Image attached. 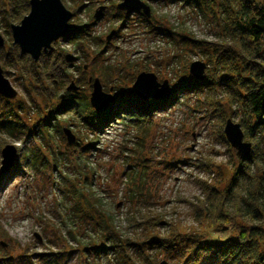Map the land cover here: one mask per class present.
Returning a JSON list of instances; mask_svg holds the SVG:
<instances>
[{"label":"rangeland","instance_id":"374dc122","mask_svg":"<svg viewBox=\"0 0 264 264\" xmlns=\"http://www.w3.org/2000/svg\"><path fill=\"white\" fill-rule=\"evenodd\" d=\"M143 1L152 9L150 19L156 15L165 18L174 30H185L197 40L219 42L216 35L218 29L211 16L203 13L204 8L203 11L194 4H186L183 0ZM215 1L221 3L222 0ZM62 2L68 10L77 9L84 4L85 7L77 16L78 23L83 25L94 23L91 27L94 37L103 40L107 38L111 43L107 48H102L106 51L97 64L93 62L89 64V72L84 77H87L89 82L92 79L91 87L96 78V74L92 73V66H99L102 63L104 66L106 63L115 65V71L111 73L109 79H105L106 83L100 81L105 92L116 96V90L112 86L126 82L132 90V85L141 72H152L160 83L168 80L176 89L180 76L186 74L192 62L198 60L206 62L201 55L175 44L168 36L150 34L143 21L144 15L140 12L124 11L125 14H129L127 24L124 25L125 20L117 19L113 7L115 5L117 8L120 0H62ZM101 6H105L106 11L101 18L94 20V14ZM73 21L74 18L71 25ZM112 31H115V36L108 39ZM0 32L5 39V47L9 42L13 45L12 34L10 37L1 23ZM91 45L86 51L95 57L98 48ZM59 48L71 52L74 61L72 73L77 78L83 77L82 72H78L76 68L87 65L88 62L74 49V43L60 42ZM190 61L192 62L189 63ZM6 77L18 92L13 104L17 99H22L23 109H16L18 116L9 119L6 116L9 109L0 101V123L18 122L20 119L29 127L44 118L36 107L42 105L43 98L32 91L30 93L25 91L16 70L10 69V74ZM114 79L117 84H113ZM208 80L207 76L202 82ZM106 86L110 89L108 90ZM84 91L91 96L92 91L84 89L82 93ZM225 96L223 89L217 91V94L210 92L192 94L189 99L183 95L173 106L156 110L153 116L154 124L150 132L145 133L146 142L142 141V146H139L140 141L136 139L137 132L127 128L121 120H117L123 119L121 116L112 121L111 127L108 126L99 137L91 135L87 139L85 143H94L95 148L91 150V157L87 161L85 171L91 176L88 180L91 186L89 185L85 191L92 192V198L100 199L101 209L113 219L114 231L108 228L109 233L105 235L109 237H102V228L83 221V212L82 215L77 214L73 193L68 192L69 188L76 193L85 188L80 186L81 174L78 171L83 167L82 161L77 163L73 161L74 156H71L62 160L58 166L48 155V145H44L43 148L46 154L28 160L25 154L34 146L42 145L41 139L29 137L22 141L19 136H9L4 128L0 127V140L4 138L7 144L15 145L18 149L14 168L0 178V256L6 259L1 264H125L120 261L125 256L131 260V264H141L139 260H143L144 256L136 245L151 238H165L171 233H187L191 229L215 234L214 237L220 236L213 231L214 227L209 226V222L201 226L200 216L197 217L194 206L200 208L206 201L207 196L202 182L213 186L219 181L217 175L203 169L201 165L205 166L207 162H211L216 169L229 171L230 159L234 155L233 158L237 156L232 147L230 149L219 139L221 133L219 115L213 113L210 116L207 109L209 107L207 103L212 98L225 99ZM77 106H83L81 101L77 102ZM188 106L196 111L191 112ZM231 108L236 110V113H232L229 110ZM225 110L228 119L239 123L241 116L239 106H226ZM56 118L60 121L61 130L65 127L75 130L65 125L64 120L68 119L66 115H58ZM59 130H53L55 139H51L53 142L50 146L65 152L67 146L60 137ZM222 131L224 133V129ZM1 160L0 150V166ZM31 165H35L37 170ZM135 173H141L140 183L149 182L152 185L151 192H147V187H141L147 200L142 197L144 200L140 199L137 203L132 202L127 194L130 190L128 184ZM243 183L245 186L248 185V182ZM234 202L235 200H232L228 204L232 211L235 207ZM93 206L96 208V203H93ZM93 211L96 212L95 209ZM146 217L150 218L151 223L143 227L141 224L146 222ZM7 234L8 237H5ZM94 242H99L102 247L115 248L113 251L97 255L92 250L95 247ZM143 247L148 255L146 264H161L163 261L168 264L177 263L164 253ZM8 257H13L14 260H7Z\"/></svg>","mask_w":264,"mask_h":264},{"label":"trees","instance_id":"16d2710c","mask_svg":"<svg viewBox=\"0 0 264 264\" xmlns=\"http://www.w3.org/2000/svg\"><path fill=\"white\" fill-rule=\"evenodd\" d=\"M183 1L186 4H194L201 10L204 8L203 13H208L211 16L218 29L216 35H218L219 42L197 40L185 30H174L165 18H159L156 15L152 19L143 16V21L150 34L166 35L175 44L181 45L182 48H186L196 55H201L208 65V81L194 80L187 70L185 75L180 76L175 95L166 103L141 99L134 94L126 82L121 83L118 86H112L116 90V101L104 112L95 111L90 105V93H85V91L82 93L84 89L88 92L92 91L91 84L84 75L89 72L90 63L97 64L102 58L106 51L102 48H107L111 43L107 41V38L103 40L94 37L93 30H91L94 23L88 25L78 23V13L82 12L85 7L82 4L77 9L70 8L74 18L70 34L64 39L54 42L50 50L44 51L37 64L34 63L30 55L22 53L18 46H14L10 42L5 48L0 49V64L4 74L9 76L10 69L18 72L25 91L28 93L32 91L43 98L42 105L36 107L39 109V114L45 116L29 127L20 119L18 122H2L0 127L4 128L3 130L9 136H19L22 141L29 137L41 139L42 145L34 146L25 154L28 160L46 154L43 152V148L44 145H48V155L55 160L58 166L62 160L71 156H74L73 161L77 163L82 161L84 169L81 167V170L78 171L81 174L80 186L85 188L78 193L69 188L68 192L73 193L72 198L77 207L75 210L77 214L82 215L83 212V221L102 228V237H104L109 233V229L114 231L113 219L101 209L100 199L92 198L93 193L85 191L90 185L88 180L91 178L85 171L87 161L91 157V150L95 148L94 143H85L87 139L91 135L99 137L112 124V121L121 116L123 119L117 120H121L127 128H132L137 132L136 139L140 141L139 146H142L141 142H146L145 133L148 134L154 124L153 116L156 110L173 106L183 95L189 99L192 94L198 95V93L206 92L217 94V91L223 89L226 93L225 99L212 98L207 103L210 116L213 113L214 115L218 114L221 119L219 139L232 149L222 130L226 119H228L225 107L237 105L241 110L239 123L244 131L245 140L252 143L253 150L245 160H240L238 156L233 158L234 155L230 159L231 169L229 171H223L221 168L216 169L211 162H207L205 166L201 165L203 169L217 175L219 181L213 186L202 182L207 198L200 208L194 206L195 212L197 217L200 216L201 226L209 222V226L214 227L213 231L220 236L214 237L215 234L191 229L187 233H171L165 238H151L149 241L136 245L144 256V259L139 260V263L146 264L147 262L148 255L143 247L145 246L147 250L164 253L178 264H264V2L259 0H222L221 3H216L215 0ZM113 7L116 10L117 19L125 20L124 25H126L129 14H125L115 5ZM29 11V0H0V23L10 37L11 22L19 23ZM75 38L78 39L75 40ZM64 41L73 42L74 49L88 62L87 65L76 68L78 72H82L83 77L81 78H77L72 73L74 61L71 52L59 48V42ZM91 44L98 48L95 57L86 51V48ZM102 61L104 62V60ZM114 66L108 63L106 66L104 63L92 66V73L96 74V78L99 77L102 82L106 83L105 79H109L111 73L113 74L115 71ZM72 82L80 87L79 91H67V87ZM113 84H117L115 79ZM106 88L110 89L108 86ZM0 101H3L6 109H9L6 112L9 119L18 116L16 109H23L22 99H17L13 104V100L0 96ZM78 101H81L82 107L77 106ZM33 103L38 105L35 101ZM188 108L191 112L196 111L192 107L188 106ZM229 110L236 113V110L232 108ZM62 114L68 117L64 120L65 125L75 128L73 133L75 135L77 133V141L72 145L67 142L63 130L60 128V121L56 118ZM54 129L55 131L60 129L58 133L67 146L65 152L50 146V143L55 139L52 133ZM5 145L7 142L2 138L0 150ZM20 155L19 151L18 156ZM22 156H24L23 153ZM168 165L165 167L167 168ZM32 168L35 169V165ZM140 180L141 173H135L132 174L128 184L130 189L127 193L128 198L135 203L145 196L144 189H141L142 186L147 187V192H151L152 188L149 182L140 183ZM243 182H248V185L245 186ZM144 199L147 200V197ZM232 200H235L233 211L228 206ZM93 203H96V208ZM145 221L141 226L147 227L151 223L149 217H146ZM71 224L74 225V223ZM4 236L8 237V234ZM105 237H109V235ZM93 244L95 247L92 250L97 255L113 251L115 248L114 246L111 248L102 247L99 242ZM7 260H14V258L8 257ZM121 260L125 264H131V260L126 256ZM4 261L6 259L0 256V264Z\"/></svg>","mask_w":264,"mask_h":264},{"label":"water","instance_id":"95a60500","mask_svg":"<svg viewBox=\"0 0 264 264\" xmlns=\"http://www.w3.org/2000/svg\"><path fill=\"white\" fill-rule=\"evenodd\" d=\"M30 11L23 17L19 24L11 23L10 29L13 45L18 46L22 53L30 55L34 63H38L44 51L52 48L54 42L66 37L71 32L72 11L68 10L62 0H29ZM117 8L125 11L141 12L146 18L152 17L151 7L143 0H121ZM106 11L105 6L96 10L94 17H101ZM112 31L108 39L113 36ZM5 39L0 32V49L5 47ZM208 65L203 61H194L189 66V74L198 82L206 80ZM92 82V79H90ZM80 87L75 82L70 83L67 91L77 92ZM135 95L145 100L168 102L174 96L176 89L168 80L160 83L152 72H141L132 85ZM0 96L8 100H14L18 96L17 90L5 76L0 64ZM116 101V96L103 90L99 78L93 81V89L90 96V105L97 112L106 111ZM63 133L69 144L77 141L76 135L70 128H63ZM224 135L230 146L236 151L240 160L247 159L253 150L251 142L245 140V134L240 123L227 119L224 126ZM17 147L12 144L5 145L2 150L0 166V178L9 173L15 166ZM161 264H168L163 261Z\"/></svg>","mask_w":264,"mask_h":264},{"label":"flooded vegetation","instance_id":"af4514ba","mask_svg":"<svg viewBox=\"0 0 264 264\" xmlns=\"http://www.w3.org/2000/svg\"><path fill=\"white\" fill-rule=\"evenodd\" d=\"M58 42V41H57ZM60 43V42H59ZM53 47V46H52Z\"/></svg>","mask_w":264,"mask_h":264}]
</instances>
